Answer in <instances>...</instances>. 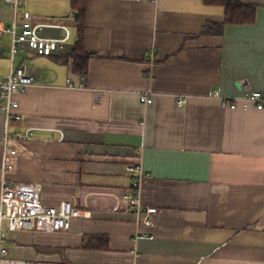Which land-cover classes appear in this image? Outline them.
Segmentation results:
<instances>
[{
  "label": "crops",
  "instance_id": "obj_1",
  "mask_svg": "<svg viewBox=\"0 0 264 264\" xmlns=\"http://www.w3.org/2000/svg\"><path fill=\"white\" fill-rule=\"evenodd\" d=\"M252 24H225L221 5L204 0H86L84 77L73 73L76 40L70 0H28L35 22L67 28L62 49L49 56L23 47L13 67L25 66L34 85L15 95L20 115L0 135L13 139L9 182H39L44 206L61 200L87 211L66 231H14L8 256L59 264H262L264 257V109L231 99L244 84L264 96V0ZM21 9H19L20 11ZM72 17V18H71ZM13 9L0 0V26ZM41 35L66 32L44 27ZM9 34L0 35V76L10 69ZM154 50V59L144 58ZM69 79V88L66 80ZM151 90L152 103L138 92ZM185 103L177 104V97ZM0 145V179L2 174ZM128 163L148 173L141 201L158 209L144 225L123 194Z\"/></svg>",
  "mask_w": 264,
  "mask_h": 264
},
{
  "label": "built area",
  "instance_id": "obj_2",
  "mask_svg": "<svg viewBox=\"0 0 264 264\" xmlns=\"http://www.w3.org/2000/svg\"><path fill=\"white\" fill-rule=\"evenodd\" d=\"M13 9V18L8 26H0V35L9 34L8 59L10 69L6 76H0V111L5 115L6 124L11 119H19L20 115L15 112L18 108V101L15 95L23 93L30 86L34 85V74L25 66L13 67V60L20 50L25 46L36 55L49 56L53 52L62 49V43L67 39V28L59 20H48L45 23H37L36 16L27 9L28 0H5ZM19 9H21L19 11ZM72 18V17H71ZM44 27H57L66 32L63 38H48L41 35ZM1 54V53H0ZM144 58L153 61L154 50L146 51ZM69 88L70 80H66ZM244 95L231 99L220 96L214 90L213 96L218 97L224 104L229 102L231 109L235 108L238 102L253 104L258 109H264V96L258 91L251 90L248 84H244ZM153 92L145 90L138 92L139 100L143 104L152 103ZM185 96L177 97L179 106L185 103ZM31 131L10 133L4 130L0 135L2 147V174L0 179V264H59V263H32L25 260L13 259L8 256L7 235L14 231H42L57 232L66 231L71 228L72 220L88 216L87 211L80 209L66 200L59 201L54 206H44L40 200L42 185L39 182H9L6 177L7 171L12 167L8 163L10 155L15 154V149L10 147L13 139L30 138ZM126 171L132 174L129 188L123 194V200L130 206L136 218L144 225H152L154 216L158 209L152 206H145L141 201V185L149 175L143 170L139 163H128ZM264 204V200H263ZM264 246V244H263ZM264 264V257L262 259Z\"/></svg>",
  "mask_w": 264,
  "mask_h": 264
},
{
  "label": "trees",
  "instance_id": "obj_3",
  "mask_svg": "<svg viewBox=\"0 0 264 264\" xmlns=\"http://www.w3.org/2000/svg\"><path fill=\"white\" fill-rule=\"evenodd\" d=\"M205 4L221 5L225 14L222 22L206 23L200 33H220L225 24H252L255 21V9L241 0H204ZM70 7L75 15L76 40L70 53L73 73L84 77L87 73L88 61L92 54L84 49L86 0H70Z\"/></svg>",
  "mask_w": 264,
  "mask_h": 264
}]
</instances>
